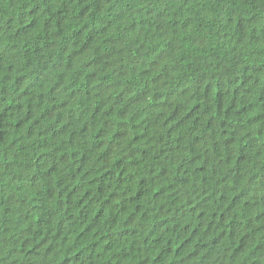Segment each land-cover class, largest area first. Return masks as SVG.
<instances>
[{"label":"trees","instance_id":"trees-1","mask_svg":"<svg viewBox=\"0 0 264 264\" xmlns=\"http://www.w3.org/2000/svg\"><path fill=\"white\" fill-rule=\"evenodd\" d=\"M0 264H264V0H0Z\"/></svg>","mask_w":264,"mask_h":264}]
</instances>
